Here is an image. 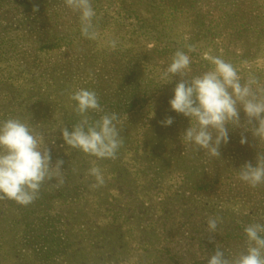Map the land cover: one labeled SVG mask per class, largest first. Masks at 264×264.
<instances>
[{"label":"rangeland","instance_id":"obj_1","mask_svg":"<svg viewBox=\"0 0 264 264\" xmlns=\"http://www.w3.org/2000/svg\"><path fill=\"white\" fill-rule=\"evenodd\" d=\"M92 5L95 40L82 36L64 0H0V120L30 123L44 133L53 165L64 161L63 185L46 181L27 206L0 201V264H207L217 245L226 257L243 251L244 228L264 224V184L253 188L238 171L255 165L264 141L229 126L220 157L185 143L190 119L169 104L180 77L161 74L182 50L189 76L211 70V55L232 63L242 82L251 75L264 84V0ZM78 89L95 91L119 116L115 159L63 141L60 128L80 119L69 99ZM167 117L170 126L161 123ZM93 166L105 181L97 188ZM209 217L222 219L215 233Z\"/></svg>","mask_w":264,"mask_h":264},{"label":"clouds","instance_id":"obj_2","mask_svg":"<svg viewBox=\"0 0 264 264\" xmlns=\"http://www.w3.org/2000/svg\"><path fill=\"white\" fill-rule=\"evenodd\" d=\"M64 4L79 14L82 36L97 39L92 0H64ZM109 43L113 49L116 47L115 40ZM205 59L213 68L189 76L191 58L177 50L161 74V79L169 82L173 76L180 77L169 104L171 110L190 119V126L182 133L183 141L214 157H220L221 144L228 143L229 126L243 128L245 132L250 131L255 140L264 141V84L251 75L242 82L233 64L221 57L205 55ZM69 99L75 102L74 111L80 119L71 131L66 126L60 128L65 144L98 159H115L123 145L117 126L119 116L104 111L95 91L78 89ZM241 109L246 117L244 123L240 119ZM93 112L102 114L92 119L89 113ZM161 123L170 126L173 118L167 117ZM240 143H247L243 133ZM63 164L64 161L58 159L53 165L44 133L36 127L20 118L0 120V201L11 200L22 206L31 204L39 197L46 181L54 179L55 187L63 185ZM88 175L95 179L91 188L105 182L98 166L91 167ZM238 178L253 188L264 184V153H257L255 165L251 162L242 165ZM220 222V217H209L208 231L215 233ZM244 233L243 251L226 257L217 245L207 264H264V224L251 223L244 228Z\"/></svg>","mask_w":264,"mask_h":264}]
</instances>
